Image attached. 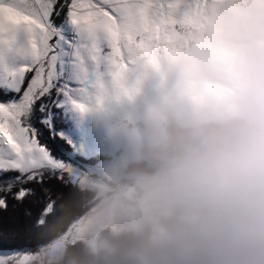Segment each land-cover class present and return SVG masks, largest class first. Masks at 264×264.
Segmentation results:
<instances>
[{"label": "clouds", "instance_id": "obj_1", "mask_svg": "<svg viewBox=\"0 0 264 264\" xmlns=\"http://www.w3.org/2000/svg\"><path fill=\"white\" fill-rule=\"evenodd\" d=\"M82 103L93 163L38 264H264V0H191Z\"/></svg>", "mask_w": 264, "mask_h": 264}, {"label": "snow or ice", "instance_id": "obj_2", "mask_svg": "<svg viewBox=\"0 0 264 264\" xmlns=\"http://www.w3.org/2000/svg\"><path fill=\"white\" fill-rule=\"evenodd\" d=\"M191 0H0V173H18L0 187V207L9 196L34 195L24 187L45 175L80 171L55 157L40 125L54 137L62 111H81L96 76L137 53L148 54L166 36ZM58 134L71 144V141ZM59 178V177H58ZM16 189L13 191V189ZM53 203L33 221L53 234ZM39 255L0 257V264L38 262Z\"/></svg>", "mask_w": 264, "mask_h": 264}, {"label": "trees", "instance_id": "obj_3", "mask_svg": "<svg viewBox=\"0 0 264 264\" xmlns=\"http://www.w3.org/2000/svg\"><path fill=\"white\" fill-rule=\"evenodd\" d=\"M15 95L0 90V96ZM56 125V124H55ZM43 134L44 141L52 149V153L67 160L69 154L74 153V147L67 143L61 136L56 134L52 137L48 129L37 125ZM56 125V130L62 129ZM65 127V126H64ZM75 160L83 165L93 163L90 158L75 155ZM18 173H3L1 178H8ZM59 177V178H58ZM24 187L34 189L35 194L26 196L23 200H16L9 196L6 200L7 207H0V251H31L36 252L50 242L39 230L33 229V221L43 212L46 204L53 203V208L59 202L63 194L69 192L76 185H73L63 175H47L40 182L31 181ZM16 189L14 188L13 191ZM3 193H0L2 196Z\"/></svg>", "mask_w": 264, "mask_h": 264}, {"label": "rangeland", "instance_id": "obj_4", "mask_svg": "<svg viewBox=\"0 0 264 264\" xmlns=\"http://www.w3.org/2000/svg\"><path fill=\"white\" fill-rule=\"evenodd\" d=\"M16 95V94H15ZM57 126H61L62 129L57 131L62 132L64 136H66L70 141L73 147H74V153L69 154L67 160H62L59 158L62 162L68 163L73 167H76L78 171L84 170L87 165H83L75 160V155L84 157V158H90L92 155V149L96 143V130H95V120L92 116L82 114L79 111H76L74 109H67L65 111H62L60 116L56 118ZM54 125V127H56ZM65 126V127H64ZM59 127V128H61ZM59 135V134H58ZM60 136V135H59ZM3 173H0V176ZM58 175H63L67 180L71 182V178L67 173H59L57 172ZM47 174L45 175V177ZM6 178H1L0 177V187H3V181ZM37 250L36 252H31V251H0V257L8 256V255H13V256H18L20 259H23L24 256H36L39 255L41 249ZM27 264H38L37 261H32L29 260Z\"/></svg>", "mask_w": 264, "mask_h": 264}]
</instances>
